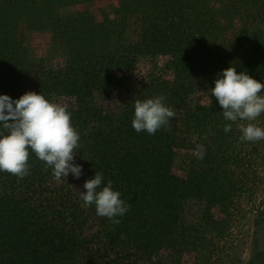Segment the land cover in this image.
Segmentation results:
<instances>
[{
    "label": "trees",
    "instance_id": "trees-1",
    "mask_svg": "<svg viewBox=\"0 0 264 264\" xmlns=\"http://www.w3.org/2000/svg\"><path fill=\"white\" fill-rule=\"evenodd\" d=\"M229 66L264 84V0H0V95L66 106L83 167L76 188L31 149L29 175L0 171V264H219L259 156L212 95ZM158 95L170 129L137 133ZM95 171L130 205L118 224L82 204Z\"/></svg>",
    "mask_w": 264,
    "mask_h": 264
},
{
    "label": "clouds",
    "instance_id": "clouds-1",
    "mask_svg": "<svg viewBox=\"0 0 264 264\" xmlns=\"http://www.w3.org/2000/svg\"><path fill=\"white\" fill-rule=\"evenodd\" d=\"M214 83L212 95L222 106L224 118L232 122L249 121L246 126L241 125V141L264 139V129L251 123L264 113V95H260L264 84L247 72L237 73L232 66L218 73ZM164 100V95L135 100L132 127L137 133L146 131L154 135L161 127L170 129L175 112ZM230 130L231 125H225L224 131ZM79 140L66 106L50 102L41 92L28 91L15 100L7 94L0 95V171L19 178L29 175L31 149L52 168L57 180L69 173L79 179L83 167L74 162ZM205 152L204 145H198L197 159H203ZM103 181V172L95 171L93 178L85 180L80 199L86 206L94 204L98 216L118 224L117 217L124 215L130 205L113 189L111 180L106 185Z\"/></svg>",
    "mask_w": 264,
    "mask_h": 264
},
{
    "label": "rangeland",
    "instance_id": "rangeland-1",
    "mask_svg": "<svg viewBox=\"0 0 264 264\" xmlns=\"http://www.w3.org/2000/svg\"><path fill=\"white\" fill-rule=\"evenodd\" d=\"M254 124L264 129V124ZM256 147L259 152L257 182L254 191L239 206L238 219L224 242L219 264H264V139L257 140ZM75 151L74 162L81 164V156L77 149ZM68 179L76 188L77 181L71 173ZM82 204L98 224L103 222V218L96 214L94 204L86 206L83 201Z\"/></svg>",
    "mask_w": 264,
    "mask_h": 264
}]
</instances>
